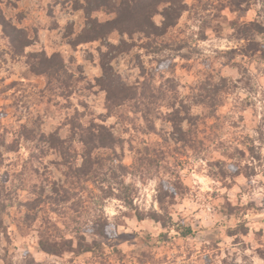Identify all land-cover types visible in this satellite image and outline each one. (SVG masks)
<instances>
[{
    "label": "rangeland",
    "instance_id": "1",
    "mask_svg": "<svg viewBox=\"0 0 264 264\" xmlns=\"http://www.w3.org/2000/svg\"><path fill=\"white\" fill-rule=\"evenodd\" d=\"M231 2L185 0L178 24L165 39L151 40L166 48L153 52L143 34L76 44L91 26L85 10L93 0H0V21L23 31L16 37L10 28L13 39L30 43L17 53L0 24V124L12 133L26 123L38 138L0 167L9 193L0 198V264H264V53L252 55L238 34L239 22L264 24V0L241 9ZM91 16L116 17L103 10ZM42 55L64 61L60 77L69 90L61 82L48 90V79L33 73ZM102 63L127 87L156 97L148 92L110 114L97 82ZM81 119L112 132L115 145L98 154L117 174L87 183L92 192L83 198L38 205L33 184L67 180L40 134L67 139L70 123ZM119 163L127 170L116 169ZM110 184L115 190L106 197L99 189ZM186 228L192 233L185 237ZM78 230L92 251L79 253ZM41 234L58 243L59 255L42 250Z\"/></svg>",
    "mask_w": 264,
    "mask_h": 264
},
{
    "label": "trees",
    "instance_id": "2",
    "mask_svg": "<svg viewBox=\"0 0 264 264\" xmlns=\"http://www.w3.org/2000/svg\"><path fill=\"white\" fill-rule=\"evenodd\" d=\"M91 1V0H89ZM93 6L86 8L85 12L89 16L88 21L90 22V28H85L79 35V40L76 44L94 42L102 40L111 34L117 32L121 35H128L129 38H133L136 34H143L145 40H148V43L144 45L147 49H151L153 52H160L166 48L157 42L151 40H160L165 39L167 34L171 29H173L177 24L182 14L185 11L186 4L185 0H122L120 3L113 4V0H93ZM248 0H232L231 3L239 6L240 9L243 8L244 3ZM109 11L114 13L116 17L114 19L108 20L106 22H99L97 19H92V13L95 11ZM162 17L161 25L156 24L155 17ZM240 27L238 28V34L241 40L249 42V52L252 55L257 53H264V43L259 41L258 38L264 36V24L254 20L247 23L239 22ZM0 24L3 26L5 34L9 40H12V34H10L9 29L20 36L23 33L22 30L16 28L15 26L9 24L6 20L2 19ZM262 39V38H261ZM14 45H16L17 53H22L30 43L23 37V40L13 39ZM120 49V52H123L124 49L121 46H117ZM35 57V56H34ZM58 55H53L48 57L42 55L37 60L36 64H32L31 69L37 76L44 75L47 81L48 90H51L53 84L61 82L63 84L64 90H69L72 86L67 82L66 79L60 77L61 73L65 71L64 61L58 58ZM58 60V62H55ZM112 68L106 63H102V76L97 79L99 82L100 88L106 93L107 102L106 107L108 112L111 114L115 110L124 107L128 101L133 99H143L147 97L149 90H142L139 86L127 87L121 81V78L117 76L113 77ZM140 89L142 91H140ZM135 90V91H134ZM140 91V92H139ZM134 93V95H130ZM153 98L154 94L152 95ZM140 95V96H139ZM161 97H157L159 100ZM138 99V100H139ZM173 114L176 115L178 111L175 109V106H172ZM81 118H84L81 115ZM71 125V135L69 138H62L59 132H52L50 134H40L39 141L44 142V149L53 150L56 152L59 157L58 167L62 169L63 175L66 179L73 180L65 182H55L50 183L48 180L42 179L39 180L37 184H33L30 189H32L34 198H38V205L45 203V198H73L80 196L84 197L85 191H90V188L87 186V183H98V177H103L101 182L104 184L108 179V173L117 174L113 170L112 165L108 168L106 165V159L101 158L102 156L98 153L104 149H112L111 147L115 145L116 139L113 136L112 132L102 124H98L95 121H85L84 119L79 120V122L70 123ZM0 128L3 129L4 133L0 136V167L4 165L5 156L10 155L11 153H19L23 142L35 141L37 138L35 131L29 128V125L24 123H19L14 132L8 131V126L4 125L1 121ZM11 134L14 138L9 142L8 135ZM79 147H78V146ZM153 165L150 164V167ZM116 167V166H115ZM116 169L121 171H126V166L119 163ZM59 170V169H58ZM39 169H33V174L37 178H40ZM107 172V173H106ZM31 175V176H32ZM30 177V176H29ZM110 183V182H109ZM0 198L6 197L8 194H5L7 191V186L0 180ZM124 185V183H123ZM126 189L127 194H132L133 190H129V185L123 186ZM26 188V185H25ZM18 189H24V186L18 187ZM12 190V189H11ZM101 192L106 194V197L112 195L115 188L110 184L107 188L100 186ZM122 201V198H129L119 196ZM58 202H61L58 200ZM138 220H144L145 218L140 214H136ZM156 219V216L153 217ZM158 220V219H157ZM48 222H51V219H48ZM4 226L0 224V229ZM106 227L102 230L105 232ZM80 235L81 242L79 241V249L82 252L86 253L92 251V247L86 243L83 233L78 230ZM76 232V233H77ZM183 236H187L192 233L191 228H186L182 232ZM79 239V238H78ZM66 245H69L65 241ZM40 246L44 252L48 255L57 256L61 253L62 249H58V243L50 244V242H45L43 239V234H41ZM65 248V247H64ZM68 251L72 252V245L67 246Z\"/></svg>",
    "mask_w": 264,
    "mask_h": 264
},
{
    "label": "clouds",
    "instance_id": "3",
    "mask_svg": "<svg viewBox=\"0 0 264 264\" xmlns=\"http://www.w3.org/2000/svg\"><path fill=\"white\" fill-rule=\"evenodd\" d=\"M111 210V209H110ZM114 214H116V213H114Z\"/></svg>",
    "mask_w": 264,
    "mask_h": 264
}]
</instances>
